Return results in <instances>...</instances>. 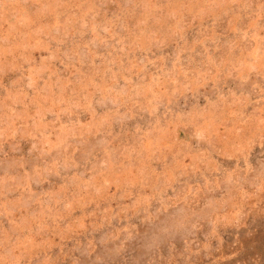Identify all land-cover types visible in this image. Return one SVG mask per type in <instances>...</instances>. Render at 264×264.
I'll list each match as a JSON object with an SVG mask.
<instances>
[{"label": "rangeland", "instance_id": "374dc122", "mask_svg": "<svg viewBox=\"0 0 264 264\" xmlns=\"http://www.w3.org/2000/svg\"><path fill=\"white\" fill-rule=\"evenodd\" d=\"M0 264H264V0H0Z\"/></svg>", "mask_w": 264, "mask_h": 264}]
</instances>
